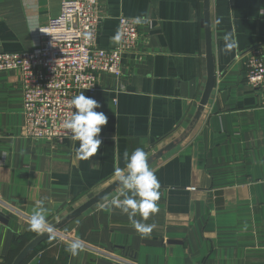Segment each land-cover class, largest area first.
I'll use <instances>...</instances> for the list:
<instances>
[{
	"label": "crops",
	"instance_id": "1",
	"mask_svg": "<svg viewBox=\"0 0 264 264\" xmlns=\"http://www.w3.org/2000/svg\"><path fill=\"white\" fill-rule=\"evenodd\" d=\"M60 2L0 0V52L36 47ZM97 12L98 47L117 45L120 16L136 20L138 37L119 77L99 75L96 111L108 122L88 161L75 158L70 139L54 145L22 136L19 72L0 71V211L8 216L0 222V264L40 234L28 230L34 210L42 207L52 226L115 181L125 151L143 148L150 158L170 143L149 163L160 181L159 210L142 220L154 225L150 232L119 209L101 210L116 188L22 264H264L263 93L245 68L248 50L264 53V0H209L213 84L201 109L203 0H97ZM73 241L81 244L76 256Z\"/></svg>",
	"mask_w": 264,
	"mask_h": 264
},
{
	"label": "built area",
	"instance_id": "2",
	"mask_svg": "<svg viewBox=\"0 0 264 264\" xmlns=\"http://www.w3.org/2000/svg\"><path fill=\"white\" fill-rule=\"evenodd\" d=\"M99 23L97 0H61L59 13L38 30L36 47L0 52V71L19 72L23 137L54 145L71 140L61 126L71 99L80 92L95 98L101 73L120 76L123 55L137 43V22L118 17V43L110 49L97 46ZM245 68L247 82L263 93L264 107V53L248 50Z\"/></svg>",
	"mask_w": 264,
	"mask_h": 264
},
{
	"label": "clouds",
	"instance_id": "3",
	"mask_svg": "<svg viewBox=\"0 0 264 264\" xmlns=\"http://www.w3.org/2000/svg\"><path fill=\"white\" fill-rule=\"evenodd\" d=\"M234 46L230 44L225 51ZM69 107L70 112L61 126L75 145V158L88 161L103 143L100 133L108 122V116L102 111H96L101 107L100 103L85 96L83 92L71 99ZM124 160V167L114 170L118 191L111 200L101 205V210L111 211L113 207L119 209L136 230L150 232L154 225L142 223V220L146 221L159 210L157 202L160 199V181L155 170L149 166L148 153L143 148H136L130 154L125 151ZM138 216L142 219H137ZM50 228L42 207L30 214L29 231L39 234L50 231ZM80 247L79 241H73L69 244L68 251L72 256H76Z\"/></svg>",
	"mask_w": 264,
	"mask_h": 264
},
{
	"label": "water",
	"instance_id": "4",
	"mask_svg": "<svg viewBox=\"0 0 264 264\" xmlns=\"http://www.w3.org/2000/svg\"><path fill=\"white\" fill-rule=\"evenodd\" d=\"M203 11H204V40L206 46V64H207V80L205 84V88L201 98V105L199 109L203 107V104L206 102L209 97L212 84H213V65H212V55H211V33H210V19H209V0H203ZM174 146V143H170L165 146L162 150L158 151L156 155L148 158V163H150L154 158L159 157L166 150H169ZM116 182L114 181L102 191L98 192L96 195L91 197L85 203H83L80 207L76 208L74 211L66 215L61 221L51 226L50 231L40 233L37 237L30 240L23 248L19 251V253L14 258L11 264H21L23 260L30 254V252L46 237L51 235L52 233L58 232V230L65 225L68 221L76 218L85 212L88 208L98 203L104 197L109 195L114 189H116ZM0 222L7 224L8 216L5 215L2 211H0ZM144 243L147 245H160L161 241L156 240H146Z\"/></svg>",
	"mask_w": 264,
	"mask_h": 264
},
{
	"label": "trees",
	"instance_id": "5",
	"mask_svg": "<svg viewBox=\"0 0 264 264\" xmlns=\"http://www.w3.org/2000/svg\"><path fill=\"white\" fill-rule=\"evenodd\" d=\"M18 236H19V235H18ZM50 236H51V235H49L48 237H50ZM48 237H46V238H48ZM46 238H45V239H46ZM16 242H17V243H16ZM20 242H21V236H19V237L16 239V241H14V243H13V249H15L16 244H20ZM17 246H18V245H17ZM35 248H36V247H35ZM35 248H34V249H35ZM34 249H33V250H34ZM20 250H21V249H20ZM20 250H19V251H20ZM33 250H32V251H33ZM19 251H18V253H19ZM32 251H31V252H32ZM31 252H30V253H31ZM18 253H17V254H18ZM25 259H26V258H25ZM23 261H24V260H23ZM21 264H22V263H21Z\"/></svg>",
	"mask_w": 264,
	"mask_h": 264
}]
</instances>
